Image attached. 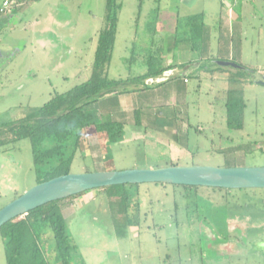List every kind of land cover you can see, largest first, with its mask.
I'll list each match as a JSON object with an SVG mask.
<instances>
[{
    "label": "rangeland",
    "instance_id": "obj_1",
    "mask_svg": "<svg viewBox=\"0 0 264 264\" xmlns=\"http://www.w3.org/2000/svg\"><path fill=\"white\" fill-rule=\"evenodd\" d=\"M117 1L122 9L107 76L140 77L151 60L156 69L184 64L187 85L175 84L183 76L169 73L149 81L169 80L128 101L118 119L126 125L122 142L106 145L89 128L85 153L76 154L69 174L172 166L264 168V86L256 83L264 79V0ZM29 4L12 30L11 20L0 16V128L86 83L107 28V0ZM34 18L41 21L35 29L28 26ZM224 58L252 72L212 64ZM232 90L245 103L244 126L237 131L227 127L225 103ZM111 103L99 102L92 110L114 121ZM0 140H11L0 148L1 210L45 181L36 174L28 139L12 143L10 133ZM136 189L139 208L129 210L139 216L134 227L122 223L119 228L118 208L103 192L67 202L66 216L76 211L67 221L77 251L71 264H264V190L199 187L192 196L178 186L130 188ZM50 246L49 241L50 264H62ZM0 264H7L1 234Z\"/></svg>",
    "mask_w": 264,
    "mask_h": 264
},
{
    "label": "trees",
    "instance_id": "obj_2",
    "mask_svg": "<svg viewBox=\"0 0 264 264\" xmlns=\"http://www.w3.org/2000/svg\"><path fill=\"white\" fill-rule=\"evenodd\" d=\"M24 1L30 3L39 0H19L18 4H23ZM16 8L18 9L19 6L16 5ZM107 9V28L99 38L91 78L67 93L56 94L44 107L28 118L0 128V136L12 134V143L23 139L30 141L34 169L45 182L69 174L76 154L79 151L85 153L84 147L87 142L85 134L89 128L94 127L97 137L99 140L104 138L106 145L123 141L126 125L115 120L105 121L102 113L94 112L92 106L103 102L102 100L107 96H125L161 86L169 80L156 85L148 83L154 79H161L164 74L177 67L170 65L167 68L156 69L157 65L150 60L147 72L140 77L125 80L110 79L106 70L114 53L118 14L122 5L118 4L117 0H107ZM218 61L213 60L212 64L218 69H224L218 66ZM239 70L252 72V69ZM232 92L233 95L228 97L225 103L227 127L237 131L242 130L244 126L245 103L239 92L233 90ZM136 117H138L137 112ZM171 121L174 122L175 118L172 117ZM9 142L11 140H0V148L7 146ZM138 186L123 185L95 190L103 192L109 202L118 208L116 216L119 217L117 223L119 228L122 223L124 227H134L139 223L138 214L129 215L131 207L139 208V202L136 200L139 192L137 189L130 190ZM178 187L184 188L186 193L192 196L199 188ZM65 201L45 205L23 216V219H16L0 228L7 264H50L48 258L50 252L46 250L49 241L50 251L55 254V260L62 264H71L77 251L68 233L65 204H63Z\"/></svg>",
    "mask_w": 264,
    "mask_h": 264
},
{
    "label": "water",
    "instance_id": "obj_3",
    "mask_svg": "<svg viewBox=\"0 0 264 264\" xmlns=\"http://www.w3.org/2000/svg\"><path fill=\"white\" fill-rule=\"evenodd\" d=\"M217 64L222 68L243 69L241 66L227 61H218ZM256 83L264 86V79ZM144 184L223 190H264V168L222 169L172 166L148 170L63 175L33 187L1 209L0 228L53 202L110 187Z\"/></svg>",
    "mask_w": 264,
    "mask_h": 264
},
{
    "label": "crops",
    "instance_id": "obj_4",
    "mask_svg": "<svg viewBox=\"0 0 264 264\" xmlns=\"http://www.w3.org/2000/svg\"><path fill=\"white\" fill-rule=\"evenodd\" d=\"M41 1V0H39ZM242 3L246 2L244 0H240ZM247 2H250L252 4L253 0H247ZM246 2V3H247ZM28 3V2H27ZM25 1L20 4H18L17 6H19V8L14 11V13L9 16V21L11 20L10 24H9V27H10V30L14 29L16 27V24H14L15 20L18 19V16L21 14V15H24L26 14V11H28L29 9V6L30 4L28 3L27 4ZM232 3H240L238 2V0H232ZM22 4V5H21ZM264 7V5H262ZM4 18H7V17H4ZM6 20V19H5ZM41 21L39 19H33L31 21V24H29L28 26L29 27H33V29L37 28L40 26V23ZM30 23V22H29ZM14 24V25H13ZM11 25V26H10ZM1 52V51H0ZM224 61H227V62H230L231 59L230 58H224L223 59ZM173 65V64H172ZM184 64H180V65H176L177 67H175L174 69H172L169 74H175V75H171L172 77H176V76H183V79H185V77H187V72L188 70H183V69H186V68H182ZM166 77V76H165ZM177 80L175 84H179V85H182L186 88V85H187V80ZM142 92V91H141ZM141 92H136V93H131L129 95H125V96H115V95H111V96H107L105 97L102 101H112L111 103V108L113 111H110V113L112 114L111 116L118 122H120L119 120L123 118L124 116V112L129 108L128 107V101H134L135 99H137L139 97V93ZM171 101H178L176 100V98H172ZM180 101V100H179ZM181 101H186L185 99L182 100L181 98ZM114 105V106H113ZM136 112L135 111V115H136ZM119 119V120H118ZM83 196V195H82ZM69 202V200H66L63 204L64 205V213L69 209V205L70 203H67ZM92 202H94V200L90 201L89 203L85 204L86 206L87 205H90ZM83 205V206H85ZM76 211H73V214L71 216H66V221H68L69 219H71L74 215H75ZM66 215V214H65Z\"/></svg>",
    "mask_w": 264,
    "mask_h": 264
},
{
    "label": "built area",
    "instance_id": "obj_5",
    "mask_svg": "<svg viewBox=\"0 0 264 264\" xmlns=\"http://www.w3.org/2000/svg\"><path fill=\"white\" fill-rule=\"evenodd\" d=\"M19 0H0V16L9 17L16 10Z\"/></svg>",
    "mask_w": 264,
    "mask_h": 264
}]
</instances>
